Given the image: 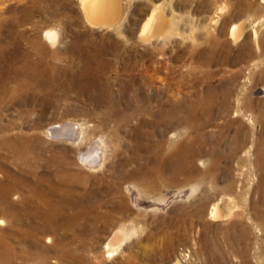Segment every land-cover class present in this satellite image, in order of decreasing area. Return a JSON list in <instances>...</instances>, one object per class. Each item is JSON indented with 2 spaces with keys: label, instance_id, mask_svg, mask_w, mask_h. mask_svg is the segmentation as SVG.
I'll return each instance as SVG.
<instances>
[{
  "label": "rangeland",
  "instance_id": "rangeland-1",
  "mask_svg": "<svg viewBox=\"0 0 264 264\" xmlns=\"http://www.w3.org/2000/svg\"><path fill=\"white\" fill-rule=\"evenodd\" d=\"M122 5L0 0V264H264V26L229 36L264 3ZM157 6L177 35L147 41Z\"/></svg>",
  "mask_w": 264,
  "mask_h": 264
},
{
  "label": "bare ground",
  "instance_id": "bare-ground-1",
  "mask_svg": "<svg viewBox=\"0 0 264 264\" xmlns=\"http://www.w3.org/2000/svg\"><path fill=\"white\" fill-rule=\"evenodd\" d=\"M122 1L123 0H82V8L88 22L92 26L99 28L106 27L108 30L119 31V29H121L123 25V22L125 21L124 16H122ZM262 2L264 3V0H262ZM263 26L264 20L261 22H255L252 20V18L249 17L241 20L239 23H234L229 30V36L234 41H237L240 40V38H242L245 33L252 30L253 38L257 45L256 49L260 51L259 31ZM177 29L178 28L176 22L173 19H168L164 10L160 6H157L156 8H154V10L151 12V14L143 24L141 35L144 36L147 41L151 40L152 38L162 39L177 35ZM57 38L58 34L55 31L49 30L46 32V39L49 42H52L54 44L57 41ZM239 95H242V93H240ZM74 127L71 124L64 129L56 128L55 132L58 130H62L63 132L66 131V133L70 132L69 134L74 139H77L78 133L77 130L74 129ZM72 131L73 134L71 133ZM69 134L68 136L70 137ZM219 203L220 202L214 204L211 209V214L213 217H223L226 215H224ZM128 234L129 233L127 231L125 232V230L123 229L115 232L112 240L107 244L109 254L113 255V253L117 251L118 246H120H117V244L121 242Z\"/></svg>",
  "mask_w": 264,
  "mask_h": 264
},
{
  "label": "snow or ice",
  "instance_id": "snow-or-ice-1",
  "mask_svg": "<svg viewBox=\"0 0 264 264\" xmlns=\"http://www.w3.org/2000/svg\"><path fill=\"white\" fill-rule=\"evenodd\" d=\"M0 223H2V221H0Z\"/></svg>",
  "mask_w": 264,
  "mask_h": 264
}]
</instances>
